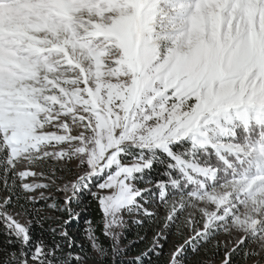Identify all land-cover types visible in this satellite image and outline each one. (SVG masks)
Wrapping results in <instances>:
<instances>
[{"label":"snow or ice","instance_id":"snow-or-ice-1","mask_svg":"<svg viewBox=\"0 0 264 264\" xmlns=\"http://www.w3.org/2000/svg\"><path fill=\"white\" fill-rule=\"evenodd\" d=\"M0 8V264H264V0Z\"/></svg>","mask_w":264,"mask_h":264},{"label":"rangeland","instance_id":"rangeland-1","mask_svg":"<svg viewBox=\"0 0 264 264\" xmlns=\"http://www.w3.org/2000/svg\"><path fill=\"white\" fill-rule=\"evenodd\" d=\"M19 0H13V3H18ZM17 16V12L15 9L11 10V11H6L3 8H0V25L5 24L9 21H11L12 19H14ZM131 231L137 232V229L133 226L130 228ZM87 264H99L98 261H94V260H89L87 262Z\"/></svg>","mask_w":264,"mask_h":264},{"label":"trees","instance_id":"trees-1","mask_svg":"<svg viewBox=\"0 0 264 264\" xmlns=\"http://www.w3.org/2000/svg\"><path fill=\"white\" fill-rule=\"evenodd\" d=\"M136 233H137L136 230H135V232H133V231L130 230V233L128 234V240L135 239L136 238ZM80 242H83V237H78V243H80Z\"/></svg>","mask_w":264,"mask_h":264}]
</instances>
